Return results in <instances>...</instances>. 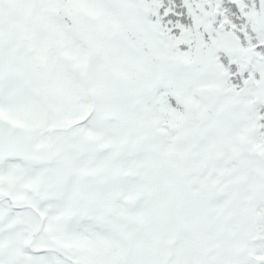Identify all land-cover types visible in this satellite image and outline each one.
<instances>
[{
  "label": "snow or ice",
  "instance_id": "1",
  "mask_svg": "<svg viewBox=\"0 0 264 264\" xmlns=\"http://www.w3.org/2000/svg\"><path fill=\"white\" fill-rule=\"evenodd\" d=\"M0 264H264V0H0Z\"/></svg>",
  "mask_w": 264,
  "mask_h": 264
}]
</instances>
